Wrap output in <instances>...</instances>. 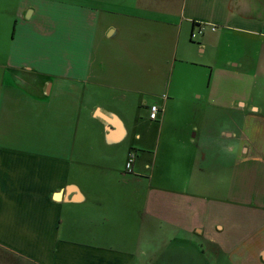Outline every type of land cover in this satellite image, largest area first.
<instances>
[{"label":"crops","instance_id":"crops-1","mask_svg":"<svg viewBox=\"0 0 264 264\" xmlns=\"http://www.w3.org/2000/svg\"><path fill=\"white\" fill-rule=\"evenodd\" d=\"M0 20V264H128L143 237L157 264H264V0Z\"/></svg>","mask_w":264,"mask_h":264},{"label":"rangeland","instance_id":"rangeland-1","mask_svg":"<svg viewBox=\"0 0 264 264\" xmlns=\"http://www.w3.org/2000/svg\"><path fill=\"white\" fill-rule=\"evenodd\" d=\"M7 22L8 21L0 20V43L6 42L7 39L10 37V33L9 34L5 33L7 31L5 28L7 27ZM140 200L141 199L139 198V201L136 204H140ZM147 221H150L149 225L151 226V223H153L152 220L148 219ZM106 232L107 234L108 232L112 234L113 231H111L110 229H106ZM150 233H151V230H150ZM150 240L153 241V239L151 238ZM134 242L135 243L133 244V246H131L132 248L129 247V249H131V251L135 254V256H134V259L130 261L128 264H157L158 263V260L155 261V257L152 255V253L155 252V250L158 251L156 244H150V245L145 244V237H143L141 240H137Z\"/></svg>","mask_w":264,"mask_h":264},{"label":"built area","instance_id":"built-area-1","mask_svg":"<svg viewBox=\"0 0 264 264\" xmlns=\"http://www.w3.org/2000/svg\"><path fill=\"white\" fill-rule=\"evenodd\" d=\"M199 33H201V30ZM158 112H159V108L156 105H151L149 107V119L151 121H156ZM132 159H133V156H132V154H130L129 159H128L127 164H126V169H128V170L131 167Z\"/></svg>","mask_w":264,"mask_h":264}]
</instances>
